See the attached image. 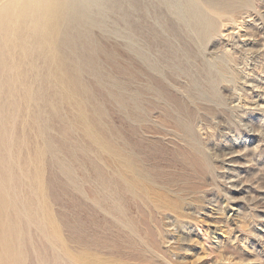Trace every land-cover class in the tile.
<instances>
[{
  "label": "rangeland",
  "instance_id": "374dc122",
  "mask_svg": "<svg viewBox=\"0 0 264 264\" xmlns=\"http://www.w3.org/2000/svg\"><path fill=\"white\" fill-rule=\"evenodd\" d=\"M117 1L0 37V264H264V0Z\"/></svg>",
  "mask_w": 264,
  "mask_h": 264
},
{
  "label": "bare ground",
  "instance_id": "6f19581e",
  "mask_svg": "<svg viewBox=\"0 0 264 264\" xmlns=\"http://www.w3.org/2000/svg\"><path fill=\"white\" fill-rule=\"evenodd\" d=\"M127 1H129V0H127ZM185 1H186V5H180V6L174 7V8L176 10H179V11L186 9L188 12H190V21L189 22H190L191 26L193 27L194 31L196 32V34H199V35L205 34V32L210 31L215 27L213 22H212V20H213L211 17L212 14L208 15L211 12H208V14H207L208 17H206V16H204V14H206V13L204 11L199 10L200 7H198L199 5H198L196 0H185ZM254 1H256V0H254ZM122 2H123V0H122ZM250 3H251V0H226L225 5L220 6V4H219L218 7H222L221 8L222 10L230 12L231 10L234 11V9H236V8H237L236 10H238V8L240 9L241 7L245 8L247 6H250ZM122 5L123 4L119 3L117 0H10L9 2L4 3L3 5L0 6V37L4 38L7 41L8 40L9 41L10 40L16 41L17 43L20 44V47H21L22 43L24 42L23 41V38H24L23 32L25 29L29 30L30 34H32V36L34 37V41L38 45L37 48H40L43 51L44 57L46 58V60H48L50 63L53 64V66H54L53 72L55 73V76L58 74L59 80L61 82H64L63 81L64 80V74H63L64 64H63V60H62L61 56H59V53H58L59 43H61V32H62L61 30H62V28L66 27L70 23L72 25H76V27L81 26V24L88 26V27L98 26V25H100V23L96 19V13L95 12H97V11L103 12V11L108 10V9H110V10L111 9H117L119 11H122ZM210 8H212V7H210ZM217 9H219V8H217ZM217 9L214 8V10H216V13H218ZM210 10H212V9H210ZM210 10L208 9V11H210ZM219 11H220V9H219ZM224 11H222V12L220 11L219 13L223 14ZM201 12H204V14H202ZM229 12L227 14H229ZM212 13H213L212 16L215 17L214 14H216V13L214 11H212ZM216 15H217L216 17H219L218 14H216ZM219 15L221 18L222 15L221 14H219ZM210 17H211V20L209 19ZM252 24H254V23H252ZM76 29H79V28H76ZM215 31L216 30L212 31V33L213 32L215 33ZM210 33H211V31H210ZM39 54H41V53L39 52ZM43 65H44V63H43ZM51 78H52V76H51ZM47 85H49V84H47ZM62 86L63 85H61L60 87H62ZM72 89H73V87H72ZM240 153L242 154L243 152H240ZM227 154L228 153H226V155ZM230 155H232V154L230 153ZM238 155H239V153H238ZM108 156H110V155H108ZM113 161H114V159H113ZM118 162H119V160H118ZM116 165L118 166V164H116ZM119 168H118V170H119ZM137 168H138V165H137ZM122 170L123 169H121L120 171H122ZM122 174L124 175L123 172H122ZM121 177H122V175H121ZM123 177H127V176H123ZM134 183H135V180H134ZM134 185H136V184H134ZM149 187H152V186H149ZM140 188H141V186H140ZM143 188H146V187H143ZM146 191H148V189ZM144 193H145V190H144ZM146 193H148V192H146ZM149 194H150V192H149ZM141 198L143 199L142 196H141ZM141 198H140V200H141ZM154 203H155V201H154Z\"/></svg>",
  "mask_w": 264,
  "mask_h": 264
}]
</instances>
